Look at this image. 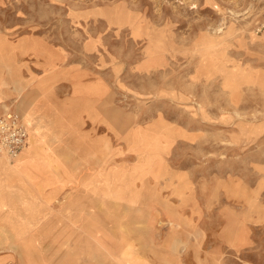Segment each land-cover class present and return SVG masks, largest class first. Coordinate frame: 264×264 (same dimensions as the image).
<instances>
[{"label": "rangeland", "instance_id": "1", "mask_svg": "<svg viewBox=\"0 0 264 264\" xmlns=\"http://www.w3.org/2000/svg\"><path fill=\"white\" fill-rule=\"evenodd\" d=\"M262 23L264 0H0V112L43 94L55 124L0 155L33 161L0 172V264H264Z\"/></svg>", "mask_w": 264, "mask_h": 264}, {"label": "crops", "instance_id": "2", "mask_svg": "<svg viewBox=\"0 0 264 264\" xmlns=\"http://www.w3.org/2000/svg\"><path fill=\"white\" fill-rule=\"evenodd\" d=\"M27 50H28V48H26V49L22 48V51L24 53H27ZM2 53L4 54L3 51L1 52V48H0V57L3 55ZM34 54H36L38 56L41 55V57H43V59H44L43 65H45L46 68H50V69L51 68H56V67H58V65H60V60L61 59L60 58L58 59V57H56V55H54L52 52L47 50V48L46 49L45 48H40V49H36V50L34 49ZM6 62L7 63H11V60L10 61H6ZM4 63H5V61L3 59L2 60L0 59V75L2 74L1 69H2V67H4V66L1 67V65H3ZM0 80H1V78H0ZM30 95H31V93L28 92L25 95L26 99H29ZM172 95H175V93L172 92ZM47 110H48V108H47V105H46V102H45V98L43 97V94H42V96L39 95L36 98L33 107L31 109H29L27 114H26V121H28V123L26 121L24 123H25L27 129H30V127H31L32 134H31L30 137L33 138L32 141L34 140V138H37V137L44 141L45 138H46L47 133L52 128L51 124L55 125L53 123V121L51 123V120H53V119H51V117L48 115V111ZM11 111H13V110H11ZM4 112L1 111L0 115L2 113H4ZM15 113H17V112H15ZM34 115H36V118H35ZM252 125H254V124H252ZM31 131H30V133H31ZM132 133H134V132H132ZM130 141H131L132 145H136L135 147H138V152H143V150H142L143 148L141 147V145L139 143L140 142L139 138H135V137L131 136L130 137ZM146 150H149V149L146 148ZM22 157H23L22 162H20L17 165H14V166L9 165L4 159L0 158V172H5L9 176H15L16 178H18V177L21 178L23 175L27 176L29 168L33 165V161H31L32 159L30 157V152L28 151V149H26V151H25V153L23 154ZM61 185H64V183L60 184V186ZM53 191H55V193H57L58 189H54ZM45 197H46L45 200L47 199L46 201H50L51 198L53 197L52 191H50V193H48L47 196H45ZM17 198L15 200L18 203L23 204L24 196L17 197ZM1 201H5V202H2L4 204L7 203L6 201L13 202L12 199H10V198H7V199L2 198V199H0V202ZM168 212H179V211L177 209H175V208H171ZM168 222L170 224L171 223L173 224V222L170 221V220ZM108 247L111 248V249L114 248V247H111L109 244H108ZM111 249L107 250V254H113ZM62 263H63V260H62ZM64 264H67V263H64Z\"/></svg>", "mask_w": 264, "mask_h": 264}, {"label": "built area", "instance_id": "3", "mask_svg": "<svg viewBox=\"0 0 264 264\" xmlns=\"http://www.w3.org/2000/svg\"><path fill=\"white\" fill-rule=\"evenodd\" d=\"M264 29L260 24L258 31ZM27 138V128L20 115L5 111L0 115V155L15 159L23 151Z\"/></svg>", "mask_w": 264, "mask_h": 264}, {"label": "bare ground", "instance_id": "4", "mask_svg": "<svg viewBox=\"0 0 264 264\" xmlns=\"http://www.w3.org/2000/svg\"><path fill=\"white\" fill-rule=\"evenodd\" d=\"M1 156H3V155H1ZM18 158H19V157H18ZM18 158H17V159H18Z\"/></svg>", "mask_w": 264, "mask_h": 264}]
</instances>
